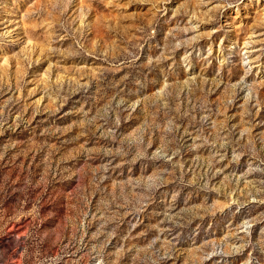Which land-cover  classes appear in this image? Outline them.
Instances as JSON below:
<instances>
[{
  "label": "rangeland",
  "instance_id": "obj_1",
  "mask_svg": "<svg viewBox=\"0 0 264 264\" xmlns=\"http://www.w3.org/2000/svg\"><path fill=\"white\" fill-rule=\"evenodd\" d=\"M0 264H264V0H0Z\"/></svg>",
  "mask_w": 264,
  "mask_h": 264
}]
</instances>
